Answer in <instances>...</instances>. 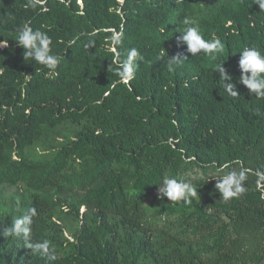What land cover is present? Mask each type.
<instances>
[{"label":"trees","instance_id":"trees-1","mask_svg":"<svg viewBox=\"0 0 264 264\" xmlns=\"http://www.w3.org/2000/svg\"><path fill=\"white\" fill-rule=\"evenodd\" d=\"M185 19L223 53H189ZM22 27L51 38L55 69L24 59ZM2 41L0 233L32 223L28 242L0 234V264H264V98L238 66L264 53L256 0H0ZM131 49L125 83L109 66ZM167 55L187 59L169 71ZM233 170L245 191L225 202L213 178ZM169 178L197 189L191 204L160 198Z\"/></svg>","mask_w":264,"mask_h":264},{"label":"clouds","instance_id":"clouds-1","mask_svg":"<svg viewBox=\"0 0 264 264\" xmlns=\"http://www.w3.org/2000/svg\"><path fill=\"white\" fill-rule=\"evenodd\" d=\"M260 10H264V0H256ZM33 7L35 4L33 3ZM184 27L178 31L181 35L177 37L179 42L187 44V51L193 56L198 54L208 55L213 58L223 53L224 45L218 38L212 40H205L201 31L194 20L185 19L183 21ZM17 44L23 47V57L25 60L32 59L37 63L45 65L49 69H55L59 63L58 58L51 54V38L39 29L33 30L31 27H22L18 31L15 38ZM119 37L113 41L114 44H119ZM7 42H0V46H6ZM238 66L241 72L239 82L245 85L251 93H254L257 98H264V53H261L256 48H244L240 52ZM167 67L169 71L174 70L177 66L187 59L180 55L171 56L167 55ZM164 59V55H161ZM143 60V57L136 49H131L127 60L113 62L109 67L111 70L119 75L124 82L130 81L135 74L137 61ZM109 69V68H108ZM216 72L220 75V80L223 81L225 90L231 96H238L235 84L231 83V75L226 69L219 65ZM229 81V82H225ZM224 167H228L226 164ZM222 171V169H221ZM216 184L215 188L221 194V198L228 202L232 198H238L245 191L244 181L246 175L244 171H230L225 175L214 177ZM161 199L167 197L171 202L183 200L187 204L192 203V199L197 196V189L192 187L190 183L169 178L164 180L163 184L158 189ZM32 223L31 217L27 214L16 218L12 225L6 228L2 234L4 237H20L23 234L25 242L30 238V225ZM32 251L45 254L49 251V244L47 241L29 244ZM55 257H50L54 259Z\"/></svg>","mask_w":264,"mask_h":264}]
</instances>
